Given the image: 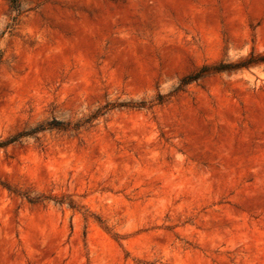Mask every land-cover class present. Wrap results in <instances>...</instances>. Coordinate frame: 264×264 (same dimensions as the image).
Masks as SVG:
<instances>
[{
    "label": "rangeland",
    "instance_id": "1",
    "mask_svg": "<svg viewBox=\"0 0 264 264\" xmlns=\"http://www.w3.org/2000/svg\"><path fill=\"white\" fill-rule=\"evenodd\" d=\"M252 55L264 0H0V264H264Z\"/></svg>",
    "mask_w": 264,
    "mask_h": 264
},
{
    "label": "trees",
    "instance_id": "2",
    "mask_svg": "<svg viewBox=\"0 0 264 264\" xmlns=\"http://www.w3.org/2000/svg\"><path fill=\"white\" fill-rule=\"evenodd\" d=\"M259 62H264V56L257 57L255 55H252L251 58H249V59L237 64L236 68H242V67H245V66H250L251 64H256V63H259Z\"/></svg>",
    "mask_w": 264,
    "mask_h": 264
}]
</instances>
